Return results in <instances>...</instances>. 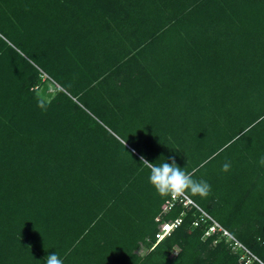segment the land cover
<instances>
[{
	"label": "trees",
	"instance_id": "trees-1",
	"mask_svg": "<svg viewBox=\"0 0 264 264\" xmlns=\"http://www.w3.org/2000/svg\"><path fill=\"white\" fill-rule=\"evenodd\" d=\"M0 33V264H245L185 197L164 211L143 142L217 180L188 196L264 263V0H0Z\"/></svg>",
	"mask_w": 264,
	"mask_h": 264
},
{
	"label": "clouds",
	"instance_id": "clouds-1",
	"mask_svg": "<svg viewBox=\"0 0 264 264\" xmlns=\"http://www.w3.org/2000/svg\"><path fill=\"white\" fill-rule=\"evenodd\" d=\"M39 107H43L42 104H38ZM171 162H163L159 165L156 163L149 162L144 156L140 157V163L150 170V174L148 177L149 183L153 186L159 196L161 197H171L174 198L172 202L176 203L175 198H182L186 195L191 196H199V197H207L211 192V185L205 180H196L193 178L191 173L185 172L181 167H179L176 163V159L174 156L168 158ZM259 164L264 166V156H261L259 159ZM231 169V164L229 162H225L221 166V171L228 172ZM189 197V196H188ZM190 198V197H189ZM191 199V198H190ZM182 201V200H181ZM171 202V203H172ZM186 197L184 204L189 205L193 203L186 204ZM174 206V205H173ZM172 206V207H173ZM167 205L164 207V211H170L172 208ZM181 215L180 217H182ZM183 218V217H182ZM217 220V219H215ZM218 221V220H217ZM172 221L165 222L158 233L163 229L164 225L167 223H171ZM219 222V221H218ZM206 223V222H205ZM221 223V222H220ZM200 226V225H199ZM210 222L207 224L206 234L208 235ZM178 227V226H177ZM177 227H172L170 231H168L162 238H158L155 244L164 239L167 235L171 234L173 230ZM205 234V235H206ZM220 235V234H209ZM46 264H63L62 260L58 257L56 253H52L46 257Z\"/></svg>",
	"mask_w": 264,
	"mask_h": 264
},
{
	"label": "rangeland",
	"instance_id": "rangeland-1",
	"mask_svg": "<svg viewBox=\"0 0 264 264\" xmlns=\"http://www.w3.org/2000/svg\"><path fill=\"white\" fill-rule=\"evenodd\" d=\"M49 19H52L51 17H49ZM80 22V21H79ZM45 29V28H44ZM34 30L36 31V33H39V32H41V31H43V27H38V26H36L35 28H34ZM11 40H9L10 42H11V44H16L15 46L18 48V50L23 54V55H25L24 53H23V51L24 52H27L28 54H31L32 53V50H31V46H30V44H27L24 40H23V38L22 37H19V36H17L16 34H13V35H11L10 33H7L6 34ZM14 46V47H15ZM15 47V48H16ZM48 77V75L45 73V77ZM50 79V81L51 82H53L54 84H55V82L53 81V79L52 78H49ZM120 79H122V77L120 78ZM56 85V84H55ZM53 88H54V85H53ZM142 96H143V94H142ZM257 115H258V113H257ZM159 129H157V128H153V129H151V130H148L146 133H145V135H143V136H141L144 140H146V141H148V142H150V143H155L156 144V139L158 138V136H159V138L161 137V133H159ZM141 145H143V148H145L146 149V151L144 150V153H146V155H147V159H149L150 161H153L154 163H156L157 165H159V164H161V163H163V162H159L158 160V162H155V157L154 156H150V154L148 153V151H150L151 150V147H152V145L151 144H148V143H141ZM139 154H141V153H139ZM143 154V153H142ZM143 156V155H142ZM152 157V158H151ZM154 159V160H153ZM160 160V159H159ZM207 174V173H206ZM207 176H209L208 174H207ZM213 183V184H212ZM212 183H210V185H213V187L215 188V186H217L218 185V182H217V180H215V179H213L212 178ZM144 191V190H143ZM143 191H139L138 193L139 194H137V195H135V197H134V199H136L137 197H139V196H142V193H143ZM210 201V200H209ZM171 202L172 201H170L168 204H167V206H169L170 207V204H171ZM199 208V207H198ZM197 208V209H198ZM199 210L200 211H205V212H207V210H205V209H201V208H199ZM227 210H229L228 208H227ZM207 213H209V212H207ZM213 214H215V218L214 219H219V220H221L220 219V214H224V216H226V214H227V212H225V213H223V210H221L220 208L219 209H214V213ZM218 220V221H219ZM219 223H220V221H219ZM208 224V222H206L205 223V229H206V225ZM221 225H222V227L223 228H225V229H227V230H229L231 233H233L237 238H238V240H240L241 241V239L235 234V231H234V229L233 228H229V227H226L224 224H222V223H220ZM232 229V230H231ZM217 235H215V237H216ZM222 236V235H221ZM221 236L220 235H218L217 236V238H221ZM207 237H210V235L208 234H206L205 236H204V238H207ZM218 243V241L217 240H214L213 241V243H212V246L214 247L216 244ZM243 243V242H242ZM229 244H230V242H229ZM244 244V243H243ZM231 245V244H230ZM245 245V244H244ZM246 246V245H245ZM247 247V246H246ZM248 248V247H247ZM231 249L233 250V252L234 253H238L237 251H236V249L235 248H232V246H231ZM244 249V248H243ZM148 247L146 246V245H143V246H141L140 248H139V253L141 254V255H145L147 252H148ZM246 251H247V253L248 254H253L252 253V251L248 248V249H246ZM242 252V251H241ZM51 253H56L54 250H52V248H51ZM243 254V253H242ZM245 254H246V252H245ZM258 257V256H257ZM243 261H244V259H242ZM253 260H255V261H258V262H260L261 264H264L262 261H260V260H258L257 258H256V256H254V255H252V259H247L246 261H245V264H253L254 262H253ZM249 263H248V262ZM242 262V261H241Z\"/></svg>",
	"mask_w": 264,
	"mask_h": 264
},
{
	"label": "built area",
	"instance_id": "built-area-1",
	"mask_svg": "<svg viewBox=\"0 0 264 264\" xmlns=\"http://www.w3.org/2000/svg\"><path fill=\"white\" fill-rule=\"evenodd\" d=\"M1 36H3L2 33H0V37ZM185 197H186V202H185L186 204L193 203L195 206L199 207V205L196 204L187 195ZM175 199H178V198H175ZM173 205H174V202H172L170 204V207H172ZM202 213H203L202 217L198 218L195 221V225L199 226V225H201V223L210 222L208 234H220V236L222 235L221 237L225 238L228 243L230 242L232 248H235L237 252L239 250H244L246 252V254L243 253V255H244L243 258L247 257V259H251L252 255H254V254H252V255L249 254L247 256L248 253H247L246 249H248V248L242 243V241L238 240V238L233 233H231L229 230L223 228L222 225L211 216V214H209L205 211H203ZM182 220H183V218L179 217L176 220L172 221L171 223L165 224L163 229L157 234L158 238L159 239L162 238L168 231L171 230L172 227H177L178 225H180ZM254 256H256V255H254ZM256 258L261 261V259H259L257 256H256Z\"/></svg>",
	"mask_w": 264,
	"mask_h": 264
}]
</instances>
